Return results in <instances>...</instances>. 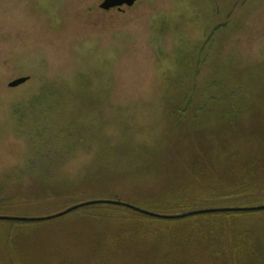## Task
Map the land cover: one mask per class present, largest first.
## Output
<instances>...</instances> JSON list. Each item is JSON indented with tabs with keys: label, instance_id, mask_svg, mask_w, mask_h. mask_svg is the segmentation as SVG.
<instances>
[{
	"label": "rangeland",
	"instance_id": "obj_1",
	"mask_svg": "<svg viewBox=\"0 0 264 264\" xmlns=\"http://www.w3.org/2000/svg\"><path fill=\"white\" fill-rule=\"evenodd\" d=\"M105 1L0 0V216L65 211L73 204L51 188L52 180L78 182L99 165L118 170L116 194L98 199L124 202L121 197L131 198L139 183L155 179L146 174L121 182L140 163L128 165L116 147L141 152L163 145L171 127L169 96L178 82L191 81V110L212 82L252 78L243 71L264 66V0L245 6L242 0H140L108 12L100 9ZM209 35L217 36L214 49L187 74ZM23 78L25 84L9 86ZM175 109L180 113L184 106ZM72 129L75 134L66 137ZM60 137L57 148L71 147L72 153L55 160L56 173L48 175L43 157L49 152L33 148L49 138L45 145L56 147ZM73 215L46 222L56 229L45 236L65 242L57 227L79 222Z\"/></svg>",
	"mask_w": 264,
	"mask_h": 264
},
{
	"label": "trees",
	"instance_id": "obj_2",
	"mask_svg": "<svg viewBox=\"0 0 264 264\" xmlns=\"http://www.w3.org/2000/svg\"><path fill=\"white\" fill-rule=\"evenodd\" d=\"M253 1L262 0H242L241 6ZM212 36L187 66V74L214 49L217 36ZM243 72L252 73V78L226 76L225 85L212 82L203 101L191 110L186 101L192 94L191 81L178 82L169 96L171 127L163 145L141 152L130 145L116 147L128 165L134 160L140 163L124 173L121 182L136 176L145 179L146 174L155 179L154 184L139 183L131 198L121 197L124 202L166 215L231 204L264 205V66ZM178 103L184 106L180 113L175 111ZM73 131H67L66 137ZM50 139L37 143L43 148L33 149L49 152L43 160L50 163L46 173L53 175L54 161L70 155L72 149L57 148L62 137L55 141L56 147L52 141L45 145ZM117 170L93 166L81 181L56 179L60 183L52 180L51 188L67 195L63 198L73 206L101 199L116 194ZM72 214L80 221L57 227L65 242L45 236L48 229H56L52 223L0 221V264H264V212L163 221L103 205Z\"/></svg>",
	"mask_w": 264,
	"mask_h": 264
},
{
	"label": "water",
	"instance_id": "obj_3",
	"mask_svg": "<svg viewBox=\"0 0 264 264\" xmlns=\"http://www.w3.org/2000/svg\"><path fill=\"white\" fill-rule=\"evenodd\" d=\"M140 0H106L101 6L100 9L108 12L110 10L118 9L122 10V8H132L137 2ZM28 81L27 78L16 80L15 82L11 83L9 86L11 88H17ZM115 206L119 208H125L130 210L134 213L140 214L142 216L163 220V221H175V220H184L187 218H192L195 216L201 215H211V214H227V213H260L264 212V205L254 206V207H245V208H210V209H203V210H195L190 212H185L182 214L176 215H165L160 213H155L152 211H148L146 209L139 208L134 206L130 203L122 202V201H113V200H91L88 202H83L77 205H74L67 210L48 217H7V216H0V221L2 222H18V223H46L52 222L58 219H62L67 217L68 215L77 212L79 210L92 207V206Z\"/></svg>",
	"mask_w": 264,
	"mask_h": 264
}]
</instances>
